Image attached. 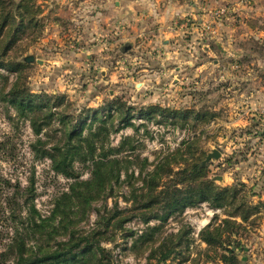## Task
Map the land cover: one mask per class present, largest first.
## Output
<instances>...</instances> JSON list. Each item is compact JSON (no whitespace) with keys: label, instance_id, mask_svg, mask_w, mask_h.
<instances>
[{"label":"rangeland","instance_id":"374dc122","mask_svg":"<svg viewBox=\"0 0 264 264\" xmlns=\"http://www.w3.org/2000/svg\"><path fill=\"white\" fill-rule=\"evenodd\" d=\"M27 5L22 28L14 32V26L6 27L0 35V61L25 63L27 55L41 60L26 63L23 70V83L32 92L65 96L73 114L91 108L104 116L106 104L120 100L123 110L132 108L133 117L132 126L124 128V115L114 118L113 128L118 129L109 133V146L132 138L119 156L129 155L133 147L139 162L147 160L148 172L163 154L196 136L192 151L197 155L220 152L218 159L207 162L212 180L220 186L241 181L251 193L250 202L264 201V0H30ZM9 76L10 84L15 73ZM3 106L0 141L7 140L14 159L1 160L0 173L22 185L34 176L35 206L46 216L54 199L68 192L71 180L54 173L48 159L35 158L31 146L36 137L29 122L17 120L13 109ZM150 106L192 110L188 120L195 126H172L171 118L165 121L158 113L151 119L138 113ZM53 126L57 130L48 132L50 142L60 136V125ZM136 164L129 168L132 177L121 171L110 197L101 196L83 216L70 217L80 234L96 226L98 212L105 208L132 206L125 199L129 183L140 189L145 173ZM75 166L81 180L89 178V167ZM214 212L224 217L219 209L200 203L164 222L153 240L158 243L180 231L184 241L162 264H223L221 251L199 237ZM251 218L238 264H264V208ZM158 224L130 217L124 228L133 235L116 231L113 242L101 243L112 252L111 264H146L148 245L137 239ZM56 238L67 236L61 231Z\"/></svg>","mask_w":264,"mask_h":264},{"label":"trees","instance_id":"16d2710c","mask_svg":"<svg viewBox=\"0 0 264 264\" xmlns=\"http://www.w3.org/2000/svg\"><path fill=\"white\" fill-rule=\"evenodd\" d=\"M25 1L24 5L23 0H0V35L6 27L14 26V32L22 28V9L28 13L27 3L30 0ZM27 66L21 61H0V70L5 72H0V104L6 111L13 109L17 120L29 122L36 137L31 146L35 158L48 159L53 172L71 182L68 192L54 199L53 207L45 216L35 206L34 176L22 185L18 180L12 181L0 173V264H111L112 252L101 243L113 242L116 231H126L124 223L130 217H138L143 223L150 220L160 222L147 227L137 240H143L148 245L145 247L149 252L146 264L152 261L162 264L183 243V234L178 231L158 243L153 236L160 232L161 225L170 217L200 203H206L214 211L219 209L224 215L219 218L217 212L213 213L211 220L199 232L200 240L208 247L221 251L219 259L223 264L240 262L245 224L264 208V201L250 202L248 197L251 193L241 181L220 186L212 180L209 164L202 165L204 154L197 155L192 151L197 144L196 136H188L179 148L163 154L151 164L152 170L145 172L149 164L146 159L138 161L133 147L129 155H118L122 153L124 142L131 144L132 138L124 139L117 147L109 146V133L118 129L113 128L114 118L124 115L125 120L120 127L132 126V108L123 110L125 104L122 101L112 100L106 104L108 112L104 116L98 114L99 110L91 108H83L73 114L65 96L32 92L23 83V70ZM11 72L15 76L9 84ZM191 111L150 106L138 113L147 119L158 113L165 121L171 118L172 126L194 127L188 120ZM198 116L195 114V117ZM55 122L60 125V136L50 142L48 132L57 130L53 126ZM43 135L47 139L42 140ZM7 143V140L0 141V155H3L0 161L14 159V154L7 151ZM181 149H184L183 152ZM75 163L89 167L88 179L79 178L80 172H77ZM133 164L138 165L140 174L145 173L140 189L129 183L131 190L125 199L130 200L132 206L105 208L103 213L98 212L96 226L88 233L80 234L74 228L76 222H72L70 217L83 216L92 201L101 196L110 197L121 171L125 176L132 177L133 172L129 173V168ZM61 231L67 236L64 240L56 238ZM129 235L133 232L126 231L124 237ZM136 246L134 242L131 248Z\"/></svg>","mask_w":264,"mask_h":264},{"label":"water","instance_id":"95a60500","mask_svg":"<svg viewBox=\"0 0 264 264\" xmlns=\"http://www.w3.org/2000/svg\"><path fill=\"white\" fill-rule=\"evenodd\" d=\"M23 61H24L25 63H32V62H34V61H35L36 63H38V64L41 63V60H39V59H35V58L33 57V55H27V56H25V57L23 58ZM219 156H220V152H219V151H217V150H212L210 153H208V154L206 155L205 159H204L203 162H202V165L207 164V162H209L211 159H218Z\"/></svg>","mask_w":264,"mask_h":264}]
</instances>
